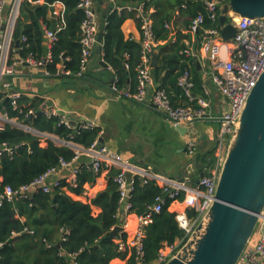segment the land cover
I'll return each instance as SVG.
<instances>
[{
	"label": "trees",
	"instance_id": "16d2710c",
	"mask_svg": "<svg viewBox=\"0 0 264 264\" xmlns=\"http://www.w3.org/2000/svg\"><path fill=\"white\" fill-rule=\"evenodd\" d=\"M44 1L46 5L61 2L64 13L62 27L56 33L57 40L50 49L51 59L46 62L41 74L47 71L51 78L93 80L88 72L82 77H77L81 60L80 25L84 18L83 11L77 7L79 0ZM101 1L93 0L95 3ZM113 1L116 6L122 7L135 6L143 2L145 14L148 13L150 6H154L155 13L150 15V19L155 39L158 41H167L170 33L168 27L175 8L183 7L189 17L186 22L187 30L191 20L198 14L205 17L203 28L217 29L219 26L218 21L213 23L208 20L204 9L205 0ZM33 10L37 17H44L43 7L33 9L26 1L20 3V19L15 24L12 40L14 47L15 42L20 41L22 37H25L26 41L19 44L13 56L24 59L32 55L41 62L45 58L43 30ZM102 17L101 45L98 51L103 62L111 68L114 75V79L113 76L110 78L108 87L114 83L119 89L127 87L132 89V83L136 81L141 44L123 39L120 26L127 17L124 11L118 13L114 6H110ZM140 24L141 21L138 19V27ZM44 25L49 29H55L46 20ZM197 35L200 37V33ZM185 49L186 47L177 39L169 49L166 47L160 51L159 59L157 57L158 64L153 70L157 82H162L160 76L165 73V79L171 78V85L178 87L179 77L190 67L193 73V87L201 86V80L197 77L195 59L187 57L183 53ZM59 64L64 70L69 71L70 75L57 74ZM159 87L164 88L169 95L164 81ZM1 98L0 109L7 111L10 118H16L40 134L56 137L60 141H71L85 149L94 141L101 144L99 129L95 127L89 129H82L80 126L67 127L60 122L61 116L47 118L40 112L43 104L41 99L23 96L19 100V110L15 111L12 110L9 99L4 96ZM29 109L35 110V116H25ZM42 140L46 142L45 147L40 146ZM3 144L9 145L12 153L3 152L0 155V195L6 186L17 190L21 186L29 185L48 169L57 167L60 158L69 161L74 156L72 147L58 144L51 138L34 135L12 125H6L0 132V147ZM213 153L214 150L206 155L210 158L204 157L200 169L201 176L208 174L211 169L214 162ZM116 173V169L108 170L105 190L99 192L91 201L92 206L101 210L98 214L93 213L90 205L71 199L63 190L68 188L75 194H81L85 184L94 183L98 176L86 164H80L75 188L62 180L59 186L53 187L49 193L39 190L29 197L1 201L0 264H109L116 258L125 260L126 252L118 250V244L125 240V234L119 232L116 236L106 235L115 226L124 222V214L120 210L118 193L113 181ZM163 194L162 188L153 181L145 185L136 181L129 199L131 213L144 214L147 206L154 204L156 198ZM179 199H182V195ZM168 207L169 200L165 202L159 213L152 215V223L145 229L143 241L145 264H153L164 246L172 245L184 238V232L175 220V213L170 212ZM188 215L193 217L195 213L190 210ZM126 264H135L133 256L126 259Z\"/></svg>",
	"mask_w": 264,
	"mask_h": 264
},
{
	"label": "built area",
	"instance_id": "2783aa9c",
	"mask_svg": "<svg viewBox=\"0 0 264 264\" xmlns=\"http://www.w3.org/2000/svg\"><path fill=\"white\" fill-rule=\"evenodd\" d=\"M22 0H15L12 15L4 27V34L0 39V101L1 96L10 100L12 110H19V100L25 93L11 91L10 83L6 81L7 77L15 76V67L28 65L33 68L40 67L41 62L37 61L32 55L24 59H17L13 56L19 47H14L12 35L17 22L18 7ZM230 0H205L204 9L208 20L217 22L220 12L225 4ZM5 4L0 0V12ZM77 7L83 11L84 18L80 25V46L81 60L80 70L77 77H82L87 71L90 59L94 51L100 46L98 36L100 35L101 23L97 17L93 0H79ZM121 10L120 8H118ZM128 10H136L141 21L140 24V61L136 68V86L133 91L128 89H119L114 83L109 86V91L118 99H126L133 103L154 108L163 115L173 126H188L196 121L212 120L218 125L216 141L214 147V162L208 174L199 178L198 183L190 184L189 180L177 181L165 177L159 173H152L149 169L131 166L115 151L94 141L88 148H82L72 144L74 156L67 161L62 158L58 161L57 167H52L43 174L34 179L29 185L21 186L17 190L6 186L0 195V202L3 200L13 201L17 197H29V193L41 191L49 193L53 187H57L60 181L64 180L69 186L77 187V176L80 172L79 159L82 156L90 158L88 165L93 172L100 176L104 170L116 169L117 173L113 177L118 193V204L121 212L124 214V222L121 226V232L125 234V240L120 241L118 250L128 252L133 256L135 264H145L144 238L145 229L152 223V215L159 213L162 206L169 200V207L172 203H179L183 206L181 209H175V220L179 228L184 232V238L177 240L172 245L164 246L159 252L157 259L153 264H164L187 238L193 232L200 219L208 211L214 200L217 187V181L220 169L224 162L225 152L230 136L232 135L236 123L243 111L247 97L255 85L259 75L264 70V16L247 18L229 12L228 21L235 26L236 33L231 41L227 42L230 47L227 50V56L222 58L221 46L224 42L220 37L221 28H203L205 17L198 14L189 25L188 31L194 35L200 33L202 39L201 50L207 54L206 57L211 64L210 80L215 85L224 100L227 101V109L220 115H212L209 93L204 89V95L193 99L197 107L192 106H174L171 103L169 95L164 88L155 86L152 78L151 57L158 49L161 41L155 39L152 21L144 13V4L139 3L136 7L129 6ZM219 22V21H218ZM168 27V25H165ZM61 28V24L56 30L45 28L43 30V40L48 50L45 56V63L50 61V49L57 40L56 33ZM22 37L19 41L25 42ZM210 43L212 46L210 47ZM183 53L186 56L195 57L194 53L185 49ZM57 74L70 75L69 71L61 66ZM44 76H50L49 72L43 71ZM190 74L185 71L178 79V85L185 89L189 94L192 87ZM45 106L44 108H42ZM40 112L47 118L60 116L59 110L54 107H47L42 104ZM34 109L27 111L26 117L35 116ZM67 127H70L69 121L61 118L60 121ZM6 125L16 126L26 132L42 136L39 132L28 127L16 118H10L7 111L0 109V132ZM94 127L93 123L82 124L80 128L89 129ZM186 149L189 155L195 152V141L188 140ZM3 152L12 153V148L6 144L0 147V155ZM66 169L70 175L66 178L55 180L54 176L59 171ZM139 181L145 185L153 181L163 190V196L157 197L155 203L147 206L146 212L141 215L131 213V204L129 202L135 182ZM182 195V199L179 197ZM168 207V209H169ZM192 210L195 216L190 217L188 212ZM134 219L133 228L130 230L129 218ZM66 233V232H65ZM130 233V234H129ZM237 264H264V211L259 216L254 233Z\"/></svg>",
	"mask_w": 264,
	"mask_h": 264
},
{
	"label": "crops",
	"instance_id": "0c3cea01",
	"mask_svg": "<svg viewBox=\"0 0 264 264\" xmlns=\"http://www.w3.org/2000/svg\"><path fill=\"white\" fill-rule=\"evenodd\" d=\"M4 1L5 4L0 12V39L4 34L5 24L11 17L15 5V0ZM22 1L28 2L33 9L43 7L44 17H37L35 10H33L35 18L39 19L42 30L47 28L44 25V20L48 21L51 27L55 28L54 30L60 24L62 27L64 6L61 2H53L46 5L44 0ZM110 6H114L118 13L124 11L127 14V17L120 26L123 39L125 41L133 40L140 43L141 34L140 28L137 25L139 15L134 9L128 10L127 7L129 6H116L113 0H102L100 3L94 2V8L100 23L103 13ZM136 6L133 5V7ZM154 13L155 7L150 6L146 15L150 18V15ZM188 20L189 17L185 14L183 7L175 8L168 27L170 31L168 39L167 41H161L158 46V59L162 49L166 47L169 49V46L179 39L180 44H183L187 50L194 53L195 57L191 58L195 59V64L196 61L199 62V67L196 65V72L202 84L199 88L193 87L192 84V87L189 89V96L186 90L179 85L178 87L172 86L170 83L171 78L165 79V73L161 74L160 81L165 82V88L168 90L169 98L174 106L197 107L193 99L205 96L204 89L207 90L211 103L209 111L212 115H220L222 111L227 109V101L224 100L210 80L213 70L211 69V64L208 65L207 62L208 59L206 57L208 53L205 54L201 50V37L187 30L188 26L186 22ZM219 44L221 46V56L225 58L230 45L227 42ZM43 46L45 49L44 55L46 56L48 48L44 42ZM98 49L94 51L86 71V73L88 72L92 76L93 80L91 81L51 78L44 76L43 73L41 74L43 69H40V67L33 68L28 65L15 67V76L10 77V79L7 77L6 81L10 83L11 91L25 93L30 99H41L47 107L54 106L59 111H64L67 116L61 117L69 122H75L74 126L93 123L94 127L99 129L100 143L117 152L131 166L149 169L152 173L162 174L172 180H189L191 185L196 184V181L201 177L200 169L204 157L214 150L218 128L217 123L212 120L196 121L188 126H184L187 128L186 133H180L175 126L154 108L139 105L126 99L116 98L109 91L108 87L110 78L113 76L114 79L113 72L110 67L105 69L99 64L103 60L100 57ZM61 66L59 64L57 68L59 69ZM154 69L151 72L153 82L155 86H160L162 82L155 80ZM188 70L192 83L193 73L190 67ZM132 84V89L128 87L126 89L133 91L136 81H133ZM42 136L51 138L54 142L61 145L70 147H72V144L77 145L71 141H60L56 137L44 134ZM190 139L195 141V152L193 155H189L186 149V143ZM40 146L45 147L46 142L42 140ZM206 158L210 157L206 156ZM79 164L89 165L90 158L82 156L79 159ZM61 173L62 170L55 174L54 179H62L60 177ZM107 173L108 170H104L92 185L85 184L81 194H75L69 191L68 188H63V190L71 199L90 205L93 213L98 214L101 210L92 206L91 201L99 192L105 190L107 186ZM181 208H183L181 204L172 203L169 211ZM129 223L131 230L134 225L132 217L129 218ZM128 257L129 253L127 252L126 259ZM126 259L116 258L111 260L109 264H126Z\"/></svg>",
	"mask_w": 264,
	"mask_h": 264
},
{
	"label": "water",
	"instance_id": "95a60500",
	"mask_svg": "<svg viewBox=\"0 0 264 264\" xmlns=\"http://www.w3.org/2000/svg\"><path fill=\"white\" fill-rule=\"evenodd\" d=\"M229 12L247 18L264 16V0H230L222 7L218 21L224 42L231 41L236 33L235 26L228 21ZM97 40L101 42V35ZM18 46L19 41H16L15 47ZM157 57L155 50L151 57L152 69L157 66ZM45 60H41L40 69L44 68ZM99 64L108 68L103 61ZM196 65L199 67L198 61ZM59 115L67 116L64 111H59ZM69 123L75 125L73 121ZM176 129L180 133L187 132L186 127L176 126ZM69 175L70 172L63 169L60 177ZM263 211L264 70L249 93L228 141L214 201L185 243L164 264H237ZM121 229L117 225L106 235L116 236Z\"/></svg>",
	"mask_w": 264,
	"mask_h": 264
},
{
	"label": "rangeland",
	"instance_id": "374dc122",
	"mask_svg": "<svg viewBox=\"0 0 264 264\" xmlns=\"http://www.w3.org/2000/svg\"><path fill=\"white\" fill-rule=\"evenodd\" d=\"M207 62H208V65H209V64H210L209 61H207ZM207 70H208V69H207ZM208 72H210V70H208Z\"/></svg>",
	"mask_w": 264,
	"mask_h": 264
},
{
	"label": "bare ground",
	"instance_id": "6f19581e",
	"mask_svg": "<svg viewBox=\"0 0 264 264\" xmlns=\"http://www.w3.org/2000/svg\"><path fill=\"white\" fill-rule=\"evenodd\" d=\"M214 201V200H213Z\"/></svg>",
	"mask_w": 264,
	"mask_h": 264
}]
</instances>
